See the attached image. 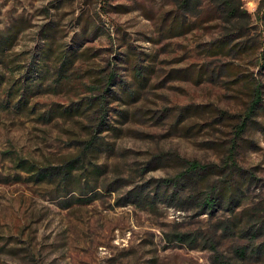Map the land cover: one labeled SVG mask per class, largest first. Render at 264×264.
Segmentation results:
<instances>
[{
	"label": "rangeland",
	"instance_id": "obj_1",
	"mask_svg": "<svg viewBox=\"0 0 264 264\" xmlns=\"http://www.w3.org/2000/svg\"><path fill=\"white\" fill-rule=\"evenodd\" d=\"M232 1L169 35L174 0H0V264H264V0Z\"/></svg>",
	"mask_w": 264,
	"mask_h": 264
},
{
	"label": "trees",
	"instance_id": "obj_2",
	"mask_svg": "<svg viewBox=\"0 0 264 264\" xmlns=\"http://www.w3.org/2000/svg\"><path fill=\"white\" fill-rule=\"evenodd\" d=\"M201 1H205V0H174L175 5H176V14L168 21V22H164V26L166 24V33L169 35H180L181 33H186L188 31H190L192 29V25L190 22H186V20L184 18H181V16H185L188 13H195L197 14V12L195 11V8L198 7V2L201 3ZM211 3V6L207 12V14L204 17L200 18V22H206L212 19V17H220L221 14H226L227 17H232V18H237V17H248L249 18V14L246 10H242L241 8V4L237 1H232V0H208ZM205 11V10H204ZM257 18L258 19H264V11L262 12V14L259 15L258 12H256ZM214 19V18H213ZM162 21H165V19L163 18ZM176 30H178L177 32H175ZM16 39V31H14L12 34H6V36H0V65H4V61L2 59V57L6 54V50L7 49H11V45L13 44V41ZM262 42L264 43V37L262 39ZM229 41L227 39H221L218 40L217 43H215V51H224L225 48L228 46ZM253 46H256V43L251 44L249 46H243V47H248L249 50L254 49ZM242 47V48H243ZM256 49V48H255ZM47 51V50H46ZM45 51V52H46ZM44 55H47V53H45ZM44 55H42V57H44ZM49 57V56H46ZM69 56H67V54H59L57 59L61 60V65L60 67H64L66 66L65 69H63L62 71H66L68 69V66H71V64L74 62L73 59L69 60L68 58ZM261 67H264L263 63H260ZM22 68V66H17L15 69L16 70H20ZM35 70V69H34ZM62 71L58 70V78L59 79L61 77ZM30 71H26L25 75H24V79L25 81H32L30 78L32 76H29L30 74L28 73ZM203 72V71H202ZM202 73H199V76ZM235 76L237 77V80L239 79V75L240 72L235 71ZM38 75V73H37ZM5 75L3 72L0 71V87L2 86V83L4 81ZM107 81L110 82L112 81V78L108 75ZM20 80L19 79H15V81L13 82V84H19ZM12 83V82H11ZM24 84H26V86L24 87L23 93L21 98H19V93L21 91L22 85H18V87L12 91L11 87L8 90H5V93H7V98L6 100L3 102V107H9L10 105H12V103H15L16 101V106L18 108H23L24 104L26 103V101L28 100V97L30 95V93L36 91V89L38 88V84H31L27 82H24ZM31 85H33L34 87L32 88ZM260 86L259 83H255V81L253 80V82L250 84V95H251V101L250 104L248 105L246 111H245V119H248L250 115H252L255 110L257 109V107L259 106L260 103ZM10 97V98H9ZM97 104V102L92 101L89 104V107L92 108ZM88 106V105H87ZM88 107V108H89ZM79 109V108H78ZM52 111V113L50 114L52 115H60V116H72L74 115V113L77 114H82L84 111L80 110L77 111L75 110V112H72L70 110V108H65L63 110H50V112ZM59 111V112H58ZM245 121V120H243ZM245 125V123L243 122L239 127L238 130H241V126L243 127ZM191 169L197 167V165L195 164H191ZM27 169V171H32L34 170V167L32 165H30L29 167L25 168ZM65 173H69L68 170H65ZM38 176H40V172L37 173ZM238 188V185H226L223 184L219 191H218V197H220L221 199H225L226 197L229 199V205L232 204V202H234L235 198V191ZM203 204L205 206H213V199L212 197H208L207 199L204 200ZM239 254L240 255H244V250H239Z\"/></svg>",
	"mask_w": 264,
	"mask_h": 264
}]
</instances>
